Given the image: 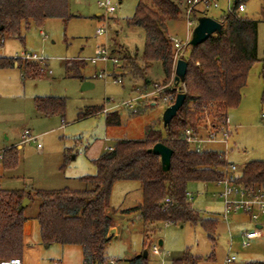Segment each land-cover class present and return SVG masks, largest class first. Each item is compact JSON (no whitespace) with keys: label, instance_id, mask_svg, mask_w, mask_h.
Segmentation results:
<instances>
[{"label":"rangeland","instance_id":"obj_1","mask_svg":"<svg viewBox=\"0 0 264 264\" xmlns=\"http://www.w3.org/2000/svg\"><path fill=\"white\" fill-rule=\"evenodd\" d=\"M98 1L69 0L71 17L67 22L48 18L39 26L31 23L27 30L21 28L19 36L22 38L5 36L0 47V57L37 62L43 67V73L37 77H25L16 67L0 68V151L12 145L17 149L16 164L11 168L6 167L2 153L0 189H21L30 196L23 210L26 217L21 255L23 264H82L78 245L54 242L45 245L41 242L35 219L40 203L33 195L36 190L63 187L81 190L86 185L78 177L96 172L91 160L106 147L118 139H141L147 127L163 132L162 113L168 104L160 96L173 87L172 75L166 78L160 61L145 63L141 59L144 31L126 23V19L134 14L138 0H111L115 6L111 14L99 7ZM217 3V8L204 10L198 7L194 17L205 12L216 19L228 11L233 0L230 3L217 0ZM261 3L262 0H245L244 11L238 13L257 21V61L248 70L239 104L227 112L228 139L226 142L202 144L205 150L223 151L226 160L235 164L238 172L248 161L264 160V128L259 120L264 90ZM180 10L176 18L167 21L171 43L172 40H187L185 14L181 7ZM97 14L103 17L98 19ZM99 27H104L106 32L96 34ZM102 45L108 47L111 55L118 59L117 63L88 60ZM190 49L187 44L184 57L189 56ZM24 54H36L44 60L24 59ZM102 72L105 75L100 77ZM115 78H120L121 83L114 81ZM155 88L160 89L161 95L154 93L134 102L135 111L121 104L136 96L138 90L147 94ZM36 96L63 97V116L37 113L34 109ZM100 106L102 109L98 112L82 115L89 108ZM104 108L108 113H118V124H106ZM26 129L36 135L34 141L23 140L21 136ZM17 144L21 147L17 148ZM65 152L70 154V159L63 166ZM186 190L192 207L201 218L215 220L210 234L199 223H144L136 214L129 219L117 217L119 233L106 245L108 257L117 259V264H127L125 259L141 250L145 239L148 240L145 246L150 247H143L148 252L147 264H172V260L184 252L196 257L195 264H223L226 254L234 255L237 262L264 264V224L262 237L249 240L243 247L241 234L254 230L255 223L243 213L224 220L220 188L215 183L190 181ZM140 196L139 182L116 181L111 189L110 206L118 212L135 205ZM153 245L159 247L157 254L151 252Z\"/></svg>","mask_w":264,"mask_h":264},{"label":"trees","instance_id":"obj_2","mask_svg":"<svg viewBox=\"0 0 264 264\" xmlns=\"http://www.w3.org/2000/svg\"><path fill=\"white\" fill-rule=\"evenodd\" d=\"M244 1L233 0L230 10L216 18L222 23L221 31L191 47L189 56L182 57L187 61L184 79L177 84L173 82V87L165 93L181 89L183 82L185 99L169 124L163 126V132L147 127L141 139L116 140L112 149H105L91 160L96 168L94 174L78 177L86 185L81 190L63 187L38 189L33 193L40 201L35 219L43 244L78 245L83 264H107L104 250L112 237L109 230L114 225V218L108 214L110 195L113 184L120 180L139 182L142 192L139 204L121 213L138 211L144 223H199L211 233L215 220L201 218L191 205L186 185L190 181L215 183L223 177L226 162L217 150L193 151L185 141L184 132L187 128L205 127L208 120L214 128L226 127L228 110L239 104L248 70L257 61V21L237 12ZM180 11L175 0H138L134 14L126 19L127 25L144 31L143 62L160 61L166 78L173 73L174 61L167 21L176 18ZM260 12L264 19V0ZM201 15L207 14L202 12ZM70 17L69 0H0V47L5 36L20 37L21 28L27 30L31 23L39 26L48 18L67 22ZM130 63L135 66L133 61ZM7 67L20 69L25 77L43 73V67L37 62L0 57V68ZM261 75L264 78V60ZM261 103L264 107V90ZM34 109L43 116H63L65 99L36 96ZM101 109V106L91 107L82 115ZM119 120L117 112L106 113V124H118ZM157 142L172 149L166 169L162 168L159 156L150 151ZM3 156L6 167L11 168L16 164L17 149L12 145L3 150ZM69 159L70 154L65 152L63 166ZM237 181L249 189L264 188V160L245 163ZM24 198L30 199V196L21 189H0V260L21 258L26 217L20 204ZM166 198L169 203L163 208ZM195 262L196 257L187 252L172 260L173 264ZM129 264H147L146 257L137 255Z\"/></svg>","mask_w":264,"mask_h":264},{"label":"built area","instance_id":"obj_3","mask_svg":"<svg viewBox=\"0 0 264 264\" xmlns=\"http://www.w3.org/2000/svg\"><path fill=\"white\" fill-rule=\"evenodd\" d=\"M175 2L181 7L182 11L185 14V22L187 25V40L183 42L182 40H172V47L174 50V61H173V73H172V84L174 82V66L177 59L184 57V49L186 48L190 33L193 27L196 24V19L194 17V11L201 7L204 10L209 8H217L218 3L217 0H175ZM230 3V0H228ZM98 5L101 8H104L105 12L111 14L115 11V6L111 3V0H99ZM229 5V4H228ZM244 4H240L238 6L237 12L244 11ZM228 10H230V6H228ZM103 17V15H102ZM106 25V24H105ZM106 32L104 27H99L96 29V34H103ZM40 34L45 36V34L40 31ZM24 59L28 60H44L42 57L37 56L36 54H24L22 56ZM91 62L110 60L113 64L117 63L118 59L113 57L109 52L107 46L102 45L96 54L88 59ZM104 72L100 73L99 76L103 77ZM116 82H120V78H115ZM181 89L178 88L176 92H169L160 94V89L155 88L153 91L147 94H142L138 90V94L126 101H123L121 104H126L129 108L135 111L134 102L136 103L139 99L144 98L148 95H153L156 93L157 95H161L160 97L164 100L168 105L174 102L177 93L184 92L185 86L184 83L181 82ZM156 98V97H155ZM116 105L115 107H117ZM104 112H107V108H104ZM260 125L264 128V107L260 111L259 114ZM230 131L227 127H218L214 128L210 124L206 127L199 128L198 130L187 128L184 132L185 141L190 145V148L196 153H201L205 149L202 148V144H210L216 142H226L228 139ZM24 140H34V136H30L28 130L24 131L22 135ZM106 149H112V146L106 147ZM221 156L225 159V165L223 166V177L216 181L215 184L220 188L219 195L222 199L223 204V212L222 218L224 220H228L231 215H235L238 213L246 214L252 222L255 223V229L252 231H244L241 234L240 244L245 247L248 245V241L254 238L262 237V227L264 224V188H254L249 189L241 185L237 181V177L240 174L238 172L237 167L232 162H228L225 158V154L223 151H219ZM3 150L0 151V159L2 158ZM169 200L166 198L163 203V208L168 206ZM153 252L158 253V247H153ZM236 257L234 255L226 254L223 260V264H236ZM0 264H22V260L19 257H11L9 259L0 260ZM109 264H116L115 261H110Z\"/></svg>","mask_w":264,"mask_h":264},{"label":"water","instance_id":"obj_4","mask_svg":"<svg viewBox=\"0 0 264 264\" xmlns=\"http://www.w3.org/2000/svg\"><path fill=\"white\" fill-rule=\"evenodd\" d=\"M222 29V23L218 21L217 19L208 16V15H201L198 16L196 19V24L193 27L190 39L188 41V45L191 47H194L202 42H204L210 35L213 33H219ZM187 68V61L183 58H179L175 62L174 66V75L173 80L177 84L179 81H183L185 72ZM147 82H149L147 80ZM185 99V93L179 92L176 95V98L173 103L168 105L163 113H162V122L163 126H166L169 124L172 117L176 114L178 109L182 106ZM150 151H152L154 154L158 155L160 158V163L162 168L166 169L170 165V159L172 155V149L166 146L165 144L161 142L155 143ZM28 203V199L24 198L23 201L20 204V209L24 208L25 205ZM114 232V228H111L109 230V235H112ZM158 244H161V240H159ZM143 256H146V251L144 250L142 253ZM236 264H245L244 262H237Z\"/></svg>","mask_w":264,"mask_h":264},{"label":"crops","instance_id":"obj_5","mask_svg":"<svg viewBox=\"0 0 264 264\" xmlns=\"http://www.w3.org/2000/svg\"><path fill=\"white\" fill-rule=\"evenodd\" d=\"M99 16H100V14H97L96 15V17L99 19ZM148 80V79H147ZM149 81V80H148ZM27 130V129H26ZM28 133H29V135L30 136H34L35 137V139H36V135H32L31 133H30V131L28 130ZM22 138H23V136H21ZM34 139V140H35ZM24 140V139H23ZM33 140V141H34ZM26 141V140H25ZM27 141H30V140H27ZM39 144H37V146H38ZM16 147L17 148H20L21 147V145L20 144H17L16 145ZM139 190H140V193H141V196H140V199H139V201L135 204V205H137V204H139V202L141 201V198H142V192H141V189H140V185H139ZM135 205H133V206H135ZM130 207H132V206H130ZM128 208V207H127ZM123 209H125V208H123ZM123 209H119L118 210V212H117V210H115V209H113L111 206H110V208H109V210H108V214L109 215H111L113 218H114V225L111 227V228H114V234L112 235V237H111V239H113V238H115L117 235H118V233H119V226H118V222H117V220H116V218L118 217H120V218H127V219H129L128 217L129 216H132V214H136L137 216H139L140 218H141V216H140V213L138 212V211H135V212H130V213H128V214H125V213H121V211L123 210ZM123 215H128V216H123ZM141 220H142V218H141ZM143 221V220H142ZM25 223H26V221L24 222V225H25ZM110 228V229H111ZM23 235H24V226H23ZM145 236H146V238H147V231L145 232ZM110 239V240H111ZM109 240V241H110ZM148 240H145V239H143L142 240V248H141V250H139V251H137V252H134V253H132V255L130 256V257H128V258H126L125 260H126V262H127V264H129V260L130 259H132L133 257H135V256H137V255H140V254H142L143 253V247H145V249H148V248H150V247H147V246H145V243L147 242ZM162 243V242H161ZM108 244V243H107ZM106 244V245H107ZM147 245V244H146ZM161 245V244H160ZM154 246H157V245H153L152 247H151V252H152V254H157V253H154L153 252V247ZM158 247V246H157ZM158 250H159V247H158ZM146 251V256H144V257H146V261H147V250H145ZM159 252V251H158ZM80 254H81V250H80ZM104 256L107 258V264H109V262L110 261H115L116 262V264L118 263V260L117 259H110L109 257H108V255H107V252H106V246H105V250H104ZM143 256V255H142ZM22 260V259H21ZM82 262V261H81ZM23 264V263H22ZM82 264H83V262H82ZM173 264V263H172Z\"/></svg>","mask_w":264,"mask_h":264}]
</instances>
